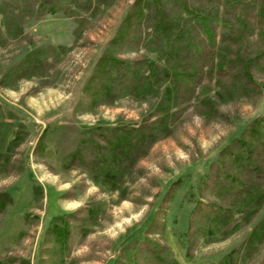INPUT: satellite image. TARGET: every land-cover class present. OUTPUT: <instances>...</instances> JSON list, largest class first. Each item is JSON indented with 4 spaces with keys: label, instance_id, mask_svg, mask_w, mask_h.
<instances>
[{
    "label": "rangeland",
    "instance_id": "rangeland-1",
    "mask_svg": "<svg viewBox=\"0 0 264 264\" xmlns=\"http://www.w3.org/2000/svg\"><path fill=\"white\" fill-rule=\"evenodd\" d=\"M134 1L110 0L91 16L56 12L7 21L0 14V79L32 45L54 61L41 74L0 82L1 127L8 140L13 130L20 137L0 164V191L12 198L0 214V264H264V198L238 203L218 225L196 216L190 232L193 203L184 196L204 183L211 162L248 122L264 123V40L257 29L237 46L254 84L242 88L230 76L206 74L170 131L125 177L123 197L64 165L82 137L139 123L162 101L163 84L142 99L126 95L97 105L87 94L105 52L157 60L149 47L112 42L126 31ZM179 178L181 187L163 201ZM202 197L234 205L210 188Z\"/></svg>",
    "mask_w": 264,
    "mask_h": 264
},
{
    "label": "trees",
    "instance_id": "trees-1",
    "mask_svg": "<svg viewBox=\"0 0 264 264\" xmlns=\"http://www.w3.org/2000/svg\"><path fill=\"white\" fill-rule=\"evenodd\" d=\"M108 2L110 0H25L14 6L13 0H0V14L7 21L16 17L22 20L27 15L40 19L56 12L64 16H91ZM128 17L126 31L116 35L112 42L125 41L133 45L134 50L144 45L156 51L157 60L105 52L95 64L87 94L97 105L112 103L126 95L142 99L154 87L163 84L162 101L139 123L109 125L82 137L64 163L67 168L78 167L88 172L94 181L120 192L122 197L125 177L148 153L159 134L170 131L206 74L215 73L218 78L230 76L242 88L254 84L237 46L255 29L264 40V0H135ZM46 50L53 51V48ZM42 52L41 47L30 46L0 82L7 76L19 79L48 71L54 61L50 52ZM1 125L0 122V164L5 165L9 151L20 137L19 132L13 130L8 140ZM219 155V159L211 162L204 183L184 191L186 200L193 203L190 232L196 216H205L218 225L226 222V216L238 203L264 198V123L257 118L248 122ZM182 179L168 186L163 201L167 202L181 187ZM208 188L234 205L205 201L202 196ZM11 202L9 192L0 191V214ZM257 234L254 230L250 237L255 238ZM146 242L154 253L160 251L157 243Z\"/></svg>",
    "mask_w": 264,
    "mask_h": 264
}]
</instances>
